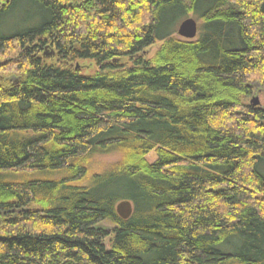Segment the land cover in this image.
Here are the masks:
<instances>
[{"label": "trees", "instance_id": "16d2710c", "mask_svg": "<svg viewBox=\"0 0 264 264\" xmlns=\"http://www.w3.org/2000/svg\"><path fill=\"white\" fill-rule=\"evenodd\" d=\"M254 84L264 0H0V264H264Z\"/></svg>", "mask_w": 264, "mask_h": 264}, {"label": "rangeland", "instance_id": "374dc122", "mask_svg": "<svg viewBox=\"0 0 264 264\" xmlns=\"http://www.w3.org/2000/svg\"><path fill=\"white\" fill-rule=\"evenodd\" d=\"M21 17H22V15L17 14L14 17V19L13 20L11 19V20H12V22L15 20L18 21L21 19ZM190 18H192V17L190 16ZM178 27L179 26H177V29H178ZM178 38L180 40H184L180 37H178ZM161 45H162V43L158 42L155 45H153L151 48L147 49V51L144 54L145 58L147 60L152 59L155 56L156 52L161 47ZM46 53H47L46 58L48 60H52V58H53L51 55L52 52H49V53L46 52ZM79 65H80L81 70H82V73H81L82 75H91L96 70V67L94 66L93 62H85V63L78 64V66ZM253 92H254V95L252 96V100H253V98H256V100H257L256 106L259 107L260 109L264 110V85L259 86L257 84H254L253 85ZM120 160H121V156L119 154H111V155H106V156L95 157L89 161V165L87 167L88 174L91 175V174H96V173L97 174L103 173V172L107 171L108 169L112 168V166H115L116 163H118ZM154 160H155V152H151L146 157V161L148 163H152V162H154ZM35 177H36V175H35ZM61 177H62V175L58 176V179H60ZM38 178L56 179V177L47 176V175L38 176ZM81 184H84V183L80 182V185ZM75 185H78V184L75 183ZM104 225H107V224H104Z\"/></svg>", "mask_w": 264, "mask_h": 264}, {"label": "water", "instance_id": "95a60500", "mask_svg": "<svg viewBox=\"0 0 264 264\" xmlns=\"http://www.w3.org/2000/svg\"><path fill=\"white\" fill-rule=\"evenodd\" d=\"M177 35L187 41L195 39L197 35V22L193 18L185 19L179 25ZM251 103L253 106H256V98H253ZM132 211V204L129 201H121L116 205V212L118 216L123 220H127L131 216Z\"/></svg>", "mask_w": 264, "mask_h": 264}]
</instances>
